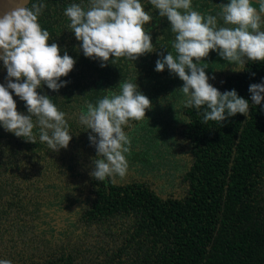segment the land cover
Instances as JSON below:
<instances>
[{"label":"trees","instance_id":"trees-1","mask_svg":"<svg viewBox=\"0 0 264 264\" xmlns=\"http://www.w3.org/2000/svg\"><path fill=\"white\" fill-rule=\"evenodd\" d=\"M140 2L152 16L143 27L154 50L135 61L113 58L114 65L110 57L101 67L98 59L84 56L64 15L68 5L87 8L89 0L29 1L28 8L46 5L38 22L50 34L49 45L56 43L61 56L67 52L75 61L57 81H67L66 86L54 92L42 84L36 90L65 113L72 138L56 152L39 141L36 128L32 144L0 126V259L12 264H264V100L253 105L248 91L264 82V62L246 61L244 70L233 72L217 51L202 58L208 83L221 93L235 89L248 100L250 112L205 123L206 105L184 107L183 81L166 67L155 71L157 59L167 52L177 55L176 34L149 0ZM228 2L192 0V10L217 15L218 5ZM217 20L218 27H234ZM6 77L0 60L5 87ZM130 79L152 106L145 119L131 120L124 129L131 141L125 175L100 181L91 175L96 150L80 117L88 104L119 94ZM9 92L16 110L28 115L25 102ZM180 152L186 157L177 169L182 183L159 187L154 177L159 173H150L157 170L153 160L163 157L170 164L169 157L176 160Z\"/></svg>","mask_w":264,"mask_h":264},{"label":"clouds","instance_id":"clouds-1","mask_svg":"<svg viewBox=\"0 0 264 264\" xmlns=\"http://www.w3.org/2000/svg\"><path fill=\"white\" fill-rule=\"evenodd\" d=\"M149 2L160 17L167 18L176 34L172 47L177 55L167 52L163 59H157L155 71L162 72L166 67L183 81L180 91L184 107L200 109L206 105L205 123L226 122L238 113L248 117V100L239 97L235 89L221 93L209 84L207 66L201 62L210 50L233 65V72L244 70L246 61L264 62V0H257L259 9L251 0H229L218 5L217 15L207 16L192 10V0ZM45 7L34 3L28 8L26 2L0 15V60L7 70V87L0 85V126L32 144L37 142L36 128L39 141L58 152L67 148L72 138L65 113L36 90L42 84L54 92L66 86L67 81H57L68 75L75 61L67 52L61 56L56 43L49 45L50 34L38 22ZM64 15L76 40L82 42L84 56L98 59L101 67L107 66L110 57L114 65L113 58L135 61L154 50L143 27L152 16L144 11L140 0H89L87 8L73 3L65 8ZM218 17L234 27H218ZM120 87L119 94L107 95L96 105L88 104L80 117V123L90 130L88 139L96 150L91 175L100 181L113 174L125 175L128 163L124 154L129 152L131 141L124 129L131 120L145 119V110L152 106L131 79ZM9 89L25 102L28 115L16 110ZM248 91L253 105H260L264 82L249 85ZM184 122L191 123L187 118ZM0 264L12 262L0 259Z\"/></svg>","mask_w":264,"mask_h":264},{"label":"rangeland","instance_id":"rangeland-1","mask_svg":"<svg viewBox=\"0 0 264 264\" xmlns=\"http://www.w3.org/2000/svg\"><path fill=\"white\" fill-rule=\"evenodd\" d=\"M178 154H179L180 158L175 156L176 160H174L173 156H172V158H171V156L169 157L170 164L166 163L167 162L166 158H163V157L160 159L158 158V159L153 160L155 167H157V170H154L153 172H150V173H152L153 175L156 173H159L156 176H154L157 180H159V184H157L159 187L167 186V185H169V183H172V182H174L176 184L182 183L181 182V176L178 177L177 169L179 166L181 167L185 163L186 157H185L184 153L180 152ZM151 177L152 176H150V178ZM167 182H169V183H167ZM174 183H173V186H175ZM81 195L83 196V194H81ZM78 202H80L79 199H78Z\"/></svg>","mask_w":264,"mask_h":264},{"label":"water","instance_id":"water-1","mask_svg":"<svg viewBox=\"0 0 264 264\" xmlns=\"http://www.w3.org/2000/svg\"><path fill=\"white\" fill-rule=\"evenodd\" d=\"M29 1L30 0H0V15L14 7L23 6L26 2L28 5ZM0 55H2V50H0Z\"/></svg>","mask_w":264,"mask_h":264},{"label":"flooded vegetation","instance_id":"flooded-vegetation-1","mask_svg":"<svg viewBox=\"0 0 264 264\" xmlns=\"http://www.w3.org/2000/svg\"><path fill=\"white\" fill-rule=\"evenodd\" d=\"M252 2V6L259 9V3L257 2V0H251ZM262 31H264V28L261 29Z\"/></svg>","mask_w":264,"mask_h":264}]
</instances>
